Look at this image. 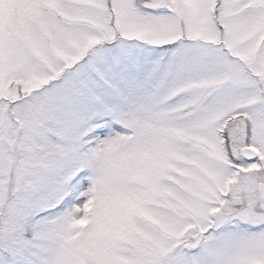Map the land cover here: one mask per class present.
I'll list each match as a JSON object with an SVG mask.
<instances>
[{
    "label": "snow or ice",
    "instance_id": "6c2138e0",
    "mask_svg": "<svg viewBox=\"0 0 264 264\" xmlns=\"http://www.w3.org/2000/svg\"><path fill=\"white\" fill-rule=\"evenodd\" d=\"M0 264H264V0H0Z\"/></svg>",
    "mask_w": 264,
    "mask_h": 264
}]
</instances>
